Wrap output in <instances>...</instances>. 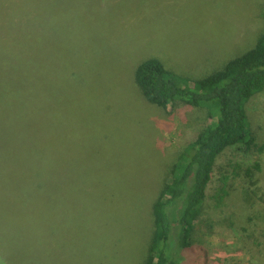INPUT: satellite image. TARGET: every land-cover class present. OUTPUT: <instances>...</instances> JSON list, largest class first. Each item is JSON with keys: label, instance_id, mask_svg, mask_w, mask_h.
Wrapping results in <instances>:
<instances>
[{"label": "rangeland", "instance_id": "rangeland-1", "mask_svg": "<svg viewBox=\"0 0 264 264\" xmlns=\"http://www.w3.org/2000/svg\"><path fill=\"white\" fill-rule=\"evenodd\" d=\"M263 30L264 0H0V75L10 68L15 94L0 103V264H142L162 181L209 121L149 105L136 68L155 58L201 79ZM247 110L264 141V92ZM254 160L223 153L211 190ZM261 164L253 202L238 186L228 209H207L182 264H264Z\"/></svg>", "mask_w": 264, "mask_h": 264}, {"label": "trees", "instance_id": "trees-1", "mask_svg": "<svg viewBox=\"0 0 264 264\" xmlns=\"http://www.w3.org/2000/svg\"><path fill=\"white\" fill-rule=\"evenodd\" d=\"M1 68L0 103L3 98L15 95L8 86L10 68ZM134 82L151 106L166 110L168 106L182 103L207 111L208 124L192 134L153 201L151 236L142 262L182 264L179 252L188 255L196 252L193 236L203 223L201 217L207 209H228L238 186L247 203H252L256 196L253 188L262 170L264 141L251 128L247 106L251 99L264 92V30L250 49L204 78L190 81L179 78L159 60L150 58L138 65ZM228 150L244 159L255 160L226 166V174H220L211 190L217 161ZM19 183V180L12 181L10 193L19 191ZM34 185L36 190L42 188L40 184ZM252 220L253 217L248 218L245 225Z\"/></svg>", "mask_w": 264, "mask_h": 264}]
</instances>
